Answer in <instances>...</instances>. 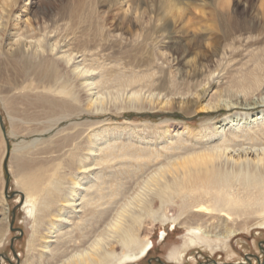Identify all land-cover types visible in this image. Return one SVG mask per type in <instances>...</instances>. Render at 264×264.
<instances>
[{
    "label": "bare ground",
    "instance_id": "obj_1",
    "mask_svg": "<svg viewBox=\"0 0 264 264\" xmlns=\"http://www.w3.org/2000/svg\"><path fill=\"white\" fill-rule=\"evenodd\" d=\"M3 1L0 85L32 108L23 119L37 121L34 131L75 115L155 109L162 102L186 115L226 112L224 122L210 118L200 127L166 120L160 146L131 135L120 142L115 127L92 121L72 123L51 141L42 138L48 143L39 152L46 155L42 162L15 154L32 219L22 264H125L155 247L156 221L185 214L189 242L197 244L239 231L207 229L212 219L264 218V0H246L242 9L232 0H211L221 34L209 54L198 50L192 60L185 56L204 40L193 36L177 55L172 28L175 18L186 28L192 23L186 21L192 0H113L122 9L113 32L105 30L96 0H68L55 19L45 7L34 12L32 2L34 21L27 17V29L12 34L9 21L21 0ZM208 3L194 9L205 15ZM244 47L247 58L238 53ZM55 153L61 160L54 165ZM143 168L152 169L144 191L127 196L123 175ZM174 203L177 214H170ZM0 217L1 245L9 231L5 206ZM167 236L163 231L162 240ZM176 250L174 258L183 260L184 251Z\"/></svg>",
    "mask_w": 264,
    "mask_h": 264
},
{
    "label": "rangeland",
    "instance_id": "obj_2",
    "mask_svg": "<svg viewBox=\"0 0 264 264\" xmlns=\"http://www.w3.org/2000/svg\"><path fill=\"white\" fill-rule=\"evenodd\" d=\"M67 1L68 0H21L19 2L21 8L17 10L13 18L9 21L11 23L9 32L12 34L17 29L25 31L27 29V17H29V21H34V17L32 13H30L32 2H35L33 3L35 6L34 12L41 13V8L45 7L47 9L46 17L48 19H55L59 16L62 6ZM207 1H209V3L204 5L203 9L205 15H203L194 9V5L199 4L201 0H192V2H194L193 7L186 11V21L190 19L192 22L188 28L184 26L182 17L179 19L175 18V22H173L174 20L172 19L173 37L178 44V46L174 48L177 55H183L181 47H188L191 45L193 36H198L200 39L204 40L200 49H193L188 56H185V60H192L196 56L198 50H202L203 53L209 54L211 47L215 44V40L221 34L218 27L219 8H216L213 1ZM245 1L246 0H232L231 6L237 4L238 6L240 5V9H242L245 5ZM3 2H9L11 4L12 0H4ZM96 3L98 9L102 11L101 14L107 18L105 30L107 32H113L115 27L119 24L118 19L122 17L120 5L115 4L113 0H96ZM27 6L28 9L25 11ZM5 21L6 19L4 18V22ZM245 48L246 47H244V50L242 48L240 52H238L241 53V58H247ZM0 87V116H2L5 126L4 133L0 124V209L5 206L9 210V231L0 245V264H22L25 261L27 255V241L32 227V219L28 216L27 208L25 207L26 198L24 194L22 197V188L20 187V180L23 174L22 168L16 165L14 159L15 154L16 156L25 154L35 162L43 161L46 155L39 154V152L48 144L44 142L46 140L47 142L53 140L60 129L62 130L75 122L83 123L96 121L100 122L102 127H109V129L115 127L114 132L116 135L120 134L121 136L120 142L128 140V137L131 135L138 143H140L139 141L144 142L150 139L151 142H154L153 146H160L159 142L161 138L159 135L163 132L162 130L165 129L166 120L170 119L179 123H192V127H200L210 118H212L211 120L214 122H217V124H220L224 122L222 120L226 116L225 111L219 113L199 111L193 115H186L179 110L172 112L168 110L169 108H165V104L162 102L155 109L116 110L113 108V110L111 109L105 113L99 112L95 114L84 113V115H75L71 118L63 119L57 126H54L51 130L45 131L46 133H42L41 131L37 132L32 129L37 125L36 120L32 122L23 119L28 111H32V108L27 106L22 98L16 95V92H10L1 85ZM224 99L227 101L230 100L228 97H224ZM255 99L257 100L258 96H255ZM157 105L158 104H155V107ZM109 129L105 134L107 133V137L111 138L113 135ZM42 138L45 141H43ZM35 139L39 140L36 144L33 143ZM27 145H31V147H27ZM8 146L10 148L9 152ZM32 147L34 148L33 150L31 149ZM15 148L17 151H14ZM5 151L6 155H4ZM55 155L56 153L53 155L54 159L52 163H60L61 158H58V154ZM36 158L38 160H36ZM5 162L7 163L6 168ZM151 170L152 169L148 168L137 169L134 174L123 175L122 180L125 194L127 196H133L136 192L144 191V186L151 175ZM7 179L9 180L8 189L6 188ZM176 205L177 204L174 203L168 206L170 214H177L175 210ZM159 207L160 205H157L155 208L158 209ZM234 217L236 219L229 220L227 223L225 221L223 222L221 219L211 220V225L207 227V229L210 228L212 230L213 228V230L217 232L226 230V228H239L236 235L227 239H222V242L219 243L216 239H210V241L200 240L197 244H191L189 242L187 227L183 225V222L187 220L185 214L176 222L162 224L160 221H156L151 233V238L155 243V247L147 256L140 257L136 261L127 262L125 264H264V218L243 214L239 216L234 215ZM195 220L196 218L191 221ZM163 231H166L168 234L166 240H162ZM175 249H177V252L184 251L185 257L183 260L174 258L172 252H174Z\"/></svg>",
    "mask_w": 264,
    "mask_h": 264
},
{
    "label": "water",
    "instance_id": "obj_3",
    "mask_svg": "<svg viewBox=\"0 0 264 264\" xmlns=\"http://www.w3.org/2000/svg\"><path fill=\"white\" fill-rule=\"evenodd\" d=\"M0 124H1L2 129L5 131V126H4V121H3L2 116H0ZM6 167H7V163L5 162V168ZM8 187H9V180L7 179L6 188L8 189Z\"/></svg>",
    "mask_w": 264,
    "mask_h": 264
}]
</instances>
